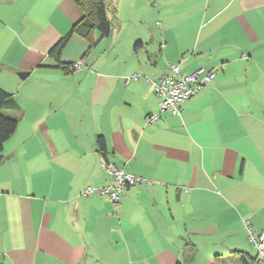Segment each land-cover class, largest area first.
<instances>
[{"label":"crops","instance_id":"crops-1","mask_svg":"<svg viewBox=\"0 0 264 264\" xmlns=\"http://www.w3.org/2000/svg\"><path fill=\"white\" fill-rule=\"evenodd\" d=\"M107 3L111 33L84 37L75 0H0V87L18 105L0 109L18 120L0 155V264L252 262L248 226L264 230V0ZM178 62L182 74L218 72L181 115L149 123L161 99L148 79ZM103 160L144 178L118 206L85 193L112 182Z\"/></svg>","mask_w":264,"mask_h":264},{"label":"built area","instance_id":"built-area-1","mask_svg":"<svg viewBox=\"0 0 264 264\" xmlns=\"http://www.w3.org/2000/svg\"><path fill=\"white\" fill-rule=\"evenodd\" d=\"M182 61V60H181ZM85 60H79L72 64L74 69L85 66ZM181 62L168 64L167 70L157 79H148L155 92L160 96L159 111L148 116V122L154 123L159 119L164 111L181 115V104L191 99L204 86L210 84L218 72L217 68H198L191 73H181ZM139 78L138 74H134ZM101 167L112 177V182L104 187H89L85 193H99L108 195L111 202L118 206L121 202L126 188L141 182L144 178L127 172L117 167L113 162L103 160ZM152 183L151 180H148ZM249 241L257 250V255L253 264H264V230L256 233L252 227L248 226Z\"/></svg>","mask_w":264,"mask_h":264},{"label":"trees","instance_id":"trees-1","mask_svg":"<svg viewBox=\"0 0 264 264\" xmlns=\"http://www.w3.org/2000/svg\"><path fill=\"white\" fill-rule=\"evenodd\" d=\"M84 10L85 16L82 20L77 22L73 31L84 37H90L92 32L97 29L101 36H107L113 29V21L108 15L107 0H75ZM67 38L59 40L52 48L53 53L59 50L65 44ZM10 108L17 109L18 105L13 99L10 92L0 87V109ZM18 120L0 111V155L3 152L4 144L7 139L15 132ZM99 148L103 155H106L108 150L104 137L99 138ZM243 257V264H253ZM178 264H181L178 262Z\"/></svg>","mask_w":264,"mask_h":264},{"label":"water","instance_id":"water-1","mask_svg":"<svg viewBox=\"0 0 264 264\" xmlns=\"http://www.w3.org/2000/svg\"><path fill=\"white\" fill-rule=\"evenodd\" d=\"M29 73L30 72H20V77L22 78V79H26V77L29 75Z\"/></svg>","mask_w":264,"mask_h":264},{"label":"rangeland","instance_id":"rangeland-1","mask_svg":"<svg viewBox=\"0 0 264 264\" xmlns=\"http://www.w3.org/2000/svg\"><path fill=\"white\" fill-rule=\"evenodd\" d=\"M251 251H252V253H254V252H255V249H254V247H252Z\"/></svg>","mask_w":264,"mask_h":264}]
</instances>
